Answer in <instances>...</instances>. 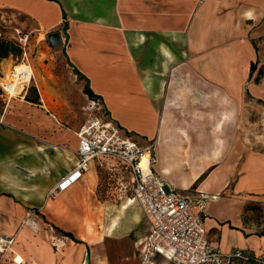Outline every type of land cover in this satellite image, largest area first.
Segmentation results:
<instances>
[{"label": "crops", "instance_id": "1", "mask_svg": "<svg viewBox=\"0 0 264 264\" xmlns=\"http://www.w3.org/2000/svg\"><path fill=\"white\" fill-rule=\"evenodd\" d=\"M0 13L21 16L25 29L60 33L85 81L89 117L100 114L84 92L87 80L105 120L143 148L154 144L147 156L160 178L190 200L209 197L203 218L216 248L264 255V132L256 146L250 138L252 124L264 127V75L252 71L264 67V0H0ZM15 99L0 103V232L15 237L2 264H140L150 232L141 209L119 189L120 206L96 196L99 170L119 185L122 166L96 160L76 185L46 200L44 183L55 186L78 159L65 157L60 175L59 151L31 134L77 149L83 124L76 132L35 126L5 134ZM159 258L172 264L161 256L155 264Z\"/></svg>", "mask_w": 264, "mask_h": 264}, {"label": "built area", "instance_id": "2", "mask_svg": "<svg viewBox=\"0 0 264 264\" xmlns=\"http://www.w3.org/2000/svg\"><path fill=\"white\" fill-rule=\"evenodd\" d=\"M32 35L15 29V35L6 40L20 49L17 60L25 62L35 54ZM257 47L263 54L264 43H258ZM3 80L0 88L5 105L23 92L27 93L31 84V80L27 83L25 78L21 79L22 89L14 96L13 82ZM93 109L100 115L91 116L77 131L78 146L74 151L77 164L53 187L50 196L56 197L76 185L92 162L112 159L127 173V178L119 181L118 189L130 195L150 226L140 248V264H155L158 256L172 264H264V255L240 250L224 253L216 248L207 236L203 218L209 197L202 195L190 200L178 193L153 171V159L146 158L154 144L143 148L124 135L115 122L105 120L106 111L99 99L95 100ZM14 243L15 237L0 232V264L12 251Z\"/></svg>", "mask_w": 264, "mask_h": 264}, {"label": "rangeland", "instance_id": "3", "mask_svg": "<svg viewBox=\"0 0 264 264\" xmlns=\"http://www.w3.org/2000/svg\"><path fill=\"white\" fill-rule=\"evenodd\" d=\"M21 18L19 15L0 13V41L13 37L15 29L32 33L35 54L28 62H23L21 59L17 60V55L10 54L2 62L0 82L5 81L3 79L6 77L5 72L7 69L11 71L13 67L22 63L31 65L41 84L43 99L45 101L42 100L38 89L40 104H32L23 98L24 95L33 96V91L30 88L32 86H36L37 88L36 82L33 79L27 93L23 92L20 96H17L11 104L5 124L2 125L7 130L5 134H29L30 128L35 126L40 129L52 130V132L62 130L76 132L90 118L88 115L90 100L83 94L85 81L75 75L73 68L65 56L63 44L55 47L50 46L47 35L44 32H38V30L34 29L30 30L31 28L28 27L25 29L19 24ZM7 82L16 84V92L22 89V86L18 82L12 80H8ZM0 103L5 104L3 100ZM252 121H257V115H253ZM50 125L51 127H49ZM263 132L264 127L252 124L250 138L253 146H256L259 140L263 139ZM31 135H33L32 137L37 142L49 144L59 151L60 164L55 168L62 175L65 172L64 166H66V163L62 160L67 156L73 158V153L76 150L75 146H72L70 143L50 142L45 136L40 134L35 135L33 133ZM71 141L73 144H77L74 139ZM62 154L65 155L63 156ZM107 164L111 163L107 162ZM98 175L99 183L96 192L98 201L102 204H112L114 207L120 206L121 200L117 197L118 187L116 178L111 174L104 173L103 169L99 170ZM46 185H48L47 189H49L46 194V200L55 198L50 196V191L54 187L51 186L52 183L48 181L44 183V187ZM108 220L109 218L105 211L102 222L106 224ZM158 264H161V258L158 259Z\"/></svg>", "mask_w": 264, "mask_h": 264}, {"label": "trees", "instance_id": "4", "mask_svg": "<svg viewBox=\"0 0 264 264\" xmlns=\"http://www.w3.org/2000/svg\"><path fill=\"white\" fill-rule=\"evenodd\" d=\"M65 27H67V24L65 25ZM20 53V49L18 47H16L15 45H13L12 43L10 42H7V41H0V59H5L7 58L10 54H15V55H18ZM264 67H259L257 66V64H255L252 68V71H256L258 72V77L257 79H259L261 77V75L263 74L264 75V72L262 71ZM75 73L79 76V77H83L82 74L78 71V70H75ZM32 91H33V96H25V99L28 101V102H31V103H36V104H39L40 103V99H39V94H38V91L36 89V87L32 86L30 88ZM84 92L88 95V97L92 100H96V99H99L97 97V95L94 94L93 90L90 88L89 86V82L87 80V84L84 88ZM110 174V173H109ZM112 175V174H111ZM117 186H118V183H117ZM119 199V198H118ZM63 232V231H62ZM64 235H67V236H70L72 237V235L70 233H66V232H63Z\"/></svg>", "mask_w": 264, "mask_h": 264}, {"label": "bare ground", "instance_id": "5", "mask_svg": "<svg viewBox=\"0 0 264 264\" xmlns=\"http://www.w3.org/2000/svg\"><path fill=\"white\" fill-rule=\"evenodd\" d=\"M5 74H6L5 79L7 81L8 80H12V81H15V82H18V83L23 78H25V80H26L27 83H29L30 80L32 81L33 79H35V81H36V79H37V76H36V74H35L34 69L32 68V66L31 65L29 66V65L23 64V63L22 64H19V65H16L15 66V69L13 67L11 69V71H8V69H7V71L5 72ZM37 82H39V81L37 80ZM13 87H14V93H13V95L15 96L16 95V84H13ZM38 87L41 90L42 87H41L40 84H38ZM42 93H43V91H42ZM147 157L148 156H146V158Z\"/></svg>", "mask_w": 264, "mask_h": 264}, {"label": "water", "instance_id": "6", "mask_svg": "<svg viewBox=\"0 0 264 264\" xmlns=\"http://www.w3.org/2000/svg\"><path fill=\"white\" fill-rule=\"evenodd\" d=\"M50 46L55 47L59 46L62 43L61 35L59 32H52L47 36ZM1 67V63H0Z\"/></svg>", "mask_w": 264, "mask_h": 264}]
</instances>
